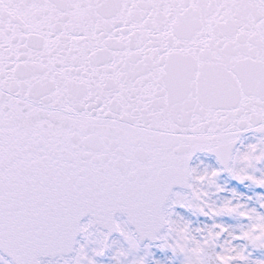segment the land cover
<instances>
[{"label": "snow or ice", "instance_id": "6c2138e0", "mask_svg": "<svg viewBox=\"0 0 264 264\" xmlns=\"http://www.w3.org/2000/svg\"><path fill=\"white\" fill-rule=\"evenodd\" d=\"M0 264H264V0H0Z\"/></svg>", "mask_w": 264, "mask_h": 264}]
</instances>
